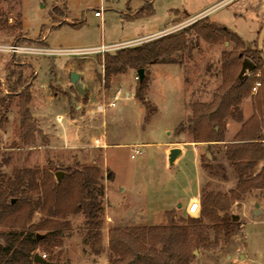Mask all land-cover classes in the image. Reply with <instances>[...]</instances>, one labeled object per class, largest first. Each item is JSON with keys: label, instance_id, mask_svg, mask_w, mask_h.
Masks as SVG:
<instances>
[{"label": "rangeland", "instance_id": "1", "mask_svg": "<svg viewBox=\"0 0 264 264\" xmlns=\"http://www.w3.org/2000/svg\"><path fill=\"white\" fill-rule=\"evenodd\" d=\"M145 4L143 14L135 15ZM244 8V15L238 16ZM203 9L206 15H194ZM96 10L99 15H95ZM197 20H208L216 28L225 27L227 33L210 40L191 30L185 47L171 56L176 63L145 66L144 73L149 78L146 99L156 108L148 118L145 107L141 113L133 99H121L124 92L135 91L137 69L126 67L112 74L107 85L104 54L139 44L119 42L159 30L150 40L181 32ZM18 21L21 27L15 25ZM75 23L78 24L73 26ZM263 24L264 0H0V44L61 49L109 46L102 52L80 54L0 51L4 90L5 78L12 70L15 74L22 71L31 83L29 116L23 114L20 98L14 94L0 125V189L20 190L7 198L17 201L20 217L31 213L30 223L52 220L59 224V242L55 245L52 238L36 252L54 256L59 264H104L99 262L100 257L108 264L109 228L144 225L110 221V206L125 212L142 203L149 210L170 204L177 207L181 202L185 205L202 177L196 168L194 148L185 143L182 156L170 165L165 159L166 144L184 137L192 140V104L209 102L225 76H238L246 57L255 67L244 75L248 96L242 98L233 113L238 119H225L224 141L200 143L202 163L208 165L206 170L211 174L202 188L207 186L208 190L229 195L238 178L225 156V143L232 141L242 122L252 115V96L264 104V41L258 45ZM42 35L46 36L47 46L40 40ZM255 50L263 59L260 68L250 55ZM73 71L79 74L75 83L70 79ZM112 88L122 89L116 105L97 110V105L113 99ZM33 92H37L35 100ZM180 122L184 137L176 133ZM106 130L112 145L104 151L98 145L102 142L97 143L96 139ZM262 134L264 137V123ZM137 146L143 154L132 159L130 154ZM85 166L98 169L99 183L103 185V194L98 195L104 220L98 254L91 252L84 214L72 211L78 201L74 174ZM263 167L264 160L254 172ZM59 171L60 185L56 192L49 193L47 208L41 211L36 202L42 196L33 191L32 184L41 187L45 181L51 187L58 183L55 173ZM108 173H112L113 181L106 177ZM119 187L123 190L117 192ZM199 202L197 214L182 212L184 206L181 211L172 209L165 218L151 215L150 211L147 224L164 225L173 220L185 226L188 217H197L201 211V193ZM255 203L260 209L257 215L252 213ZM228 212L239 217L235 228L222 233L215 247L192 250L190 264H264V189L242 194ZM203 224L208 241L214 244L212 223L204 218ZM46 247L50 252L43 249Z\"/></svg>", "mask_w": 264, "mask_h": 264}, {"label": "trees", "instance_id": "2", "mask_svg": "<svg viewBox=\"0 0 264 264\" xmlns=\"http://www.w3.org/2000/svg\"><path fill=\"white\" fill-rule=\"evenodd\" d=\"M145 6L146 4L137 10L135 15L143 14L142 10ZM55 9L54 5L53 11ZM77 24L75 23L73 26ZM15 25L21 27V22L18 21ZM191 30L204 39L210 40L227 33L225 27L220 29L208 20H197L188 30L166 34L133 46L122 47L113 54L107 52L103 59L104 79L107 85L112 74L121 72L126 67L138 69L153 63H176L171 56L185 47L188 40L186 35ZM250 55L257 68H260L263 65L261 53L255 50L251 51ZM16 74L12 70L5 78L6 91L0 80V125L6 118L5 113L14 94H18L20 98L23 114L29 116L27 106L31 100V83L28 82L22 71H18ZM14 75H16L15 78ZM148 81L149 78L145 73L141 80L138 77L134 91V96L145 107L146 118L156 110L150 106V102L146 99ZM16 88L21 90L17 93ZM246 96H248V90L245 76L241 79L238 76H225L209 102H194L192 104L189 118L192 141H224L225 119L231 116L238 119L233 113L242 98ZM252 102V115L242 122L232 141L225 143V156L232 163L238 178L235 188L229 192V195L208 190L207 186L202 188L201 211L197 217H188L185 226L175 224L173 220H170L168 224L164 225L109 228L108 264H190L193 260L192 250L198 247H215L222 233H229L235 228L237 222L232 220L228 212L232 203L250 190L264 189V167L259 172H254L258 163L264 160V137L262 134L264 104L260 105L254 96H252ZM183 128V123H179L176 133L183 132ZM203 167L208 168V165L203 164ZM98 173L96 167L89 166L75 172L78 201L72 210L73 213L82 212L84 214L88 242L91 252L94 254H98L101 249V229L104 221L103 206L98 199V195L103 194V185L99 183ZM106 177L112 179V173H108ZM59 185L58 182L48 187L45 181L41 187L32 184L33 191L39 192L40 197L42 196L36 202L39 210H46L49 193L56 192ZM17 192L19 193L20 190L12 188L6 192L4 189H0V264H59L53 259L54 256L46 257V254L45 262L33 260L36 250L44 246L50 239L55 240V245L59 242L60 233L57 232L59 224L52 220L30 223V212L27 217L17 215L19 210L17 201L12 202V198H7L8 195L17 194ZM171 212L172 210L167 211L166 214L169 215ZM204 218L212 223L211 227L215 235L214 244H211L207 239L206 226L203 224ZM37 233L43 234V237L37 239ZM43 249L49 251L47 247Z\"/></svg>", "mask_w": 264, "mask_h": 264}, {"label": "crops", "instance_id": "3", "mask_svg": "<svg viewBox=\"0 0 264 264\" xmlns=\"http://www.w3.org/2000/svg\"><path fill=\"white\" fill-rule=\"evenodd\" d=\"M245 12H246V9L244 8L242 11L240 10V12H238L237 15L238 16H243ZM206 14H207V12L205 11V9H203V10L195 13L194 15H206ZM160 31L161 30L156 31V32H153V33H149V34H146V35H142V36L133 38L131 40H127V41H124V42H119V43H122V44L123 43H130V42L131 43L132 42L141 43V42H144V41H148V40L151 39L150 37L154 36L155 34H158V32H160ZM40 40H43L42 43L45 46H47L46 45L47 43H46V36L45 35H42V37L40 38ZM169 64H171V63H169ZM178 68H179V66H178ZM179 70H180V68H179ZM112 89L113 90L111 92H113V95H114L115 92H116V90L114 88H112ZM119 89H120V94H121L122 93V89L121 88H119ZM36 93L37 92H33L32 100H35L34 95ZM123 94L124 95L121 96V99H124V100L133 99V103L138 107L139 111H141V113L143 112L144 106L142 105V103L137 98H135L134 92H132L130 94L129 91H126ZM146 97H147V93H146ZM72 120H75V119H72ZM178 134H182L183 137H184V133L183 132H180ZM64 137H65L66 140H68V137L69 136L66 134ZM96 141H97V143H101L102 142V144H98V145H100L101 148H104V151L110 145H112V141L110 140V138H109V136L107 134V130L104 131V133L101 134L100 135V138H97ZM185 143L186 144H190L194 148L196 168H197L198 172H200V174L202 176L201 177V180L197 183V189H196L194 195L188 201H186L185 205H183V203L181 202V203H179L177 205V207L176 206H172L170 204L168 206H162L159 209L149 210L146 207V205L144 203H142V204L137 205L136 208L130 209L129 211L126 210L125 212L124 211H121V210H118L116 208L114 209L115 210V212H114V210H112L111 209L112 207L110 206V214L108 215V218L110 219V221H112V222L114 221L116 223L117 222H130V223H142L144 225H150V224H147V217L149 216V213L151 214L150 211L153 212L151 215H159L160 214V215H163L164 218H165V214H166L167 211H170L172 209H177V211H181V209L184 206L182 212H184V211L187 212V208H188V205L190 204V202L193 201L194 199H198L199 200L202 187L205 185V183L207 182V180L209 179V177H211L210 172H208L206 170V168L203 167L202 158H201L202 155H201V151H200V143L201 142H194L192 140L185 139V137H184V140H181V139L171 140V141H169L166 144V147L164 149L165 159L166 160L168 159V154H169V151H170L171 148L178 147V148H180L181 151H180V154L178 155V157L173 162V164H175L176 161L178 160V158L180 156H182V154L184 153V146L183 145ZM146 144H151V143H146ZM141 154H143V152ZM135 158H132V159H135ZM113 179H114V177H113ZM113 179H112V181H113ZM122 190H123V188L122 187H119V190H117V192L118 191H122ZM108 191H109V189L107 188V196H108ZM154 225H156V224H154ZM106 261L107 260L104 257H100L99 258V262H102V263L105 264Z\"/></svg>", "mask_w": 264, "mask_h": 264}, {"label": "built area", "instance_id": "4", "mask_svg": "<svg viewBox=\"0 0 264 264\" xmlns=\"http://www.w3.org/2000/svg\"><path fill=\"white\" fill-rule=\"evenodd\" d=\"M95 15H99V11H95ZM109 49L107 45L95 46L90 48H75V49H61V48H49V47H34V46H26L20 44H0V51H7L12 54H24V53H36V54H80V53H88V52H102ZM138 79V75L135 77ZM259 85V83H257ZM120 89L116 90L113 95V99L107 103H102L97 105V110H103L106 106H115L116 100L119 99ZM133 151L130 154L131 158H135L138 155H141L142 150L139 147H134ZM200 210V202L198 199H194L190 202L187 208V213L189 214H197ZM43 257L45 255H42ZM45 258V257H44Z\"/></svg>", "mask_w": 264, "mask_h": 264}, {"label": "water", "instance_id": "5", "mask_svg": "<svg viewBox=\"0 0 264 264\" xmlns=\"http://www.w3.org/2000/svg\"><path fill=\"white\" fill-rule=\"evenodd\" d=\"M263 41H264V24H263V26L259 32V35H258V45L262 46ZM254 67H255V64L252 62V60H250L249 58H246V57L243 58L242 63H241V69L239 71L238 77L241 79L244 75H246V71H251L254 69ZM136 73H137L139 79L141 80L144 76V68H138L136 70ZM70 79H71L72 83H75L78 79V74L76 72H71L70 73ZM180 151L181 150L178 147H173L170 149L169 154H168V163L170 165L173 164L174 160L180 154ZM61 175H62V173L60 171L55 173V177H56L57 182L60 181ZM11 201L13 202L14 200L12 199ZM258 207H259V204L255 203V209L252 210L253 215H257L258 213H260V209ZM231 218L233 221H237L239 217L236 214H232ZM42 237H43V234H40V233L36 234L37 239H41ZM33 260L38 261V262H45L44 257L42 255H40L38 252L34 253Z\"/></svg>", "mask_w": 264, "mask_h": 264}]
</instances>
